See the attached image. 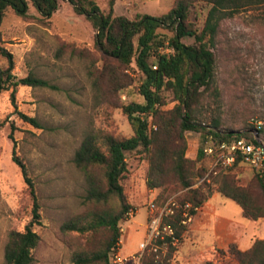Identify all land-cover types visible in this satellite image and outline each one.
I'll return each mask as SVG.
<instances>
[{"label":"rangeland","instance_id":"1","mask_svg":"<svg viewBox=\"0 0 264 264\" xmlns=\"http://www.w3.org/2000/svg\"><path fill=\"white\" fill-rule=\"evenodd\" d=\"M95 1L103 13L108 12V0ZM173 2L116 0L113 13L129 19L144 13L159 16ZM207 10L202 2H193L188 12L193 28L203 27ZM257 17H260L258 11L243 10L219 23L212 48L219 101L203 112L208 118L217 117L220 131H242L249 136L252 121L264 122V20ZM159 31L172 35L165 28ZM95 32L85 16L76 14L67 1H60L49 18L42 17L32 5L25 17L8 9L0 25V68L7 66V59L1 53V48H5L13 55L14 75L33 74L56 87L19 85L15 92L16 106L11 102L10 89L0 93V264L8 233L23 231L32 217V198L15 157L27 167L40 206V223L33 224L40 241L32 250L30 264H75L73 255L99 248L108 230L80 233L64 231L62 225L74 219L84 221L94 212L116 211L120 207L116 197L107 202L86 201V179L72 161L89 132L100 136H131L133 131L123 107L143 101L138 68L134 63L125 66L103 54L95 46ZM183 41L192 43L193 38L186 37ZM168 52L167 42L157 51ZM163 94L166 97L163 109L169 110L175 102L169 91ZM16 111L35 117L39 127L23 121ZM158 120L150 118L152 129H156ZM185 139V156L195 159L201 133L186 131ZM126 163L121 184L133 215L119 222L118 247L110 253L113 264H144L152 256L151 251L156 253L154 260L161 264H239L232 251L241 250L237 243L218 245L210 232L192 230L197 212L185 221L181 239L169 244L165 236L171 232L163 228L162 221L181 207L183 191L177 177L167 165L161 172L151 169L149 154L141 150L127 153ZM227 171L257 203L264 201L254 170L241 165ZM94 173L102 177L103 168H95ZM202 181L203 177H193L191 187L196 188ZM149 182L159 186L150 187ZM218 197L225 202L218 205L221 212L242 219L240 207L234 201L222 195ZM151 203L155 206L153 210ZM189 205H184V211ZM160 211L159 234L140 247L150 231L151 220ZM158 240L163 242L157 244ZM118 254L121 262L116 260Z\"/></svg>","mask_w":264,"mask_h":264},{"label":"trees","instance_id":"2","mask_svg":"<svg viewBox=\"0 0 264 264\" xmlns=\"http://www.w3.org/2000/svg\"><path fill=\"white\" fill-rule=\"evenodd\" d=\"M60 1H67L73 11L84 15L95 29V46L105 55L117 59L128 66L134 63L141 73L142 80L139 92L142 102H131L123 107L133 134L129 137H117L111 134L102 136L87 133L72 161L83 172L87 182L86 201L107 202L111 197L120 201L118 210L94 212L84 221L74 219L62 225L64 231L80 233L92 232L100 228L108 230V236L99 248L90 253L74 254L75 264H113L110 253L118 247L120 238L119 222L127 219L131 206L126 202L121 178L127 170L126 154L141 150L150 156L151 169L164 171L167 165L180 183L183 198L180 206L172 214L163 218V225L172 233L165 236L171 244L180 240L186 229L185 221L194 216L197 209L214 193L234 201L246 219L257 220L264 217V201L259 204L252 194L237 185L228 175V171L210 174L196 188H192L193 177H204L207 165L204 161L203 147L211 137L215 140H229L236 136L248 135L242 131H220L219 120L204 114L205 109L217 105L219 89L215 77V56L212 48L215 45L221 19L243 10L259 12L258 19L264 20V0H174L171 8L164 14L155 16L140 14L134 19L113 13L116 0H108L109 9L103 13L95 0H0V25L5 13L11 9L16 15L25 17L32 5L44 18H49L58 9ZM194 1L202 2L208 7L203 27L193 28L188 21L189 8ZM165 28L171 36L161 33ZM193 38L192 43H185L184 38ZM171 50L168 53H157L165 43ZM1 53L7 59V66L0 68V93L10 91L14 106L15 92L19 85L39 88H56L46 79L33 74L17 77L13 73V55L5 48ZM171 93L174 106L164 110L166 97L163 92ZM19 117L39 127L35 117L16 111ZM159 118L156 129L151 128L150 118ZM186 131L201 133L196 158L185 156ZM14 161L20 166L29 194L32 198V217L23 231L11 230L8 233L3 251L2 264H30L33 261L32 250L40 241L33 224L40 223L39 203L34 182L28 169L18 158ZM198 163V167L195 164ZM97 167L103 168V176L94 173ZM255 178L264 198V179L258 170ZM149 176V180H150ZM217 187H213V184ZM150 187L159 186L149 182ZM189 203L187 211L184 205ZM163 241H156L160 244ZM239 264H264V239L257 238L246 250L232 249ZM144 264H161L154 260L155 252Z\"/></svg>","mask_w":264,"mask_h":264},{"label":"built area","instance_id":"3","mask_svg":"<svg viewBox=\"0 0 264 264\" xmlns=\"http://www.w3.org/2000/svg\"><path fill=\"white\" fill-rule=\"evenodd\" d=\"M248 132L249 136L241 135L229 140L214 141L211 137L209 138L203 147V159L207 165V173L203 180L209 181L210 174L216 175L220 171H227L241 165L247 166L252 170H258L264 179V122L260 120L252 121L251 129ZM186 205L188 206V203ZM151 208L152 210L155 208L152 203ZM161 213L162 211L151 220L150 231L145 242L141 243L140 247H145L152 238L159 234ZM127 215L132 216V210ZM163 228L168 229L172 233L168 227L163 226ZM116 260L118 262L122 261L119 254L116 255Z\"/></svg>","mask_w":264,"mask_h":264},{"label":"crops","instance_id":"4","mask_svg":"<svg viewBox=\"0 0 264 264\" xmlns=\"http://www.w3.org/2000/svg\"><path fill=\"white\" fill-rule=\"evenodd\" d=\"M219 195L212 194L198 209L191 225L192 230L210 232L214 237L213 242L218 245L235 242L241 250L250 248L253 239L263 238L264 218L259 221L248 220L242 216L240 208L242 219L236 220L220 211L218 205L225 202H221Z\"/></svg>","mask_w":264,"mask_h":264}]
</instances>
